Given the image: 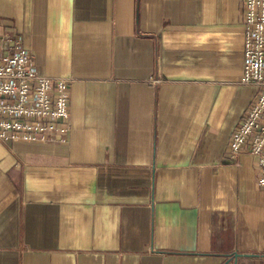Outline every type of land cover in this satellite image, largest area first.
<instances>
[{
    "label": "crops",
    "instance_id": "0c3cea01",
    "mask_svg": "<svg viewBox=\"0 0 264 264\" xmlns=\"http://www.w3.org/2000/svg\"><path fill=\"white\" fill-rule=\"evenodd\" d=\"M68 79L64 141H0V264H264V188L228 157L240 0H0Z\"/></svg>",
    "mask_w": 264,
    "mask_h": 264
},
{
    "label": "built area",
    "instance_id": "2783aa9c",
    "mask_svg": "<svg viewBox=\"0 0 264 264\" xmlns=\"http://www.w3.org/2000/svg\"><path fill=\"white\" fill-rule=\"evenodd\" d=\"M243 50L240 84L255 88L254 99L231 133L228 157L246 152L264 188V0H240ZM69 80L36 71L30 52L12 32L0 36V141H64L69 129Z\"/></svg>",
    "mask_w": 264,
    "mask_h": 264
}]
</instances>
